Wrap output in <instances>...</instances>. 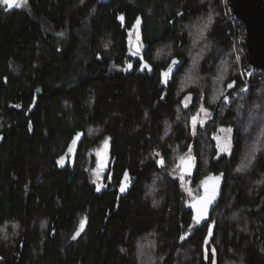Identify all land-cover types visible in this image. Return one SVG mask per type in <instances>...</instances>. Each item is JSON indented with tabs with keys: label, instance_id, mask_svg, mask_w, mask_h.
Returning <instances> with one entry per match:
<instances>
[{
	"label": "trees",
	"instance_id": "trees-1",
	"mask_svg": "<svg viewBox=\"0 0 264 264\" xmlns=\"http://www.w3.org/2000/svg\"><path fill=\"white\" fill-rule=\"evenodd\" d=\"M22 1L12 10L0 3V228L15 229L7 244L0 238V264H148L152 257L155 264H182L179 254L190 246L200 257L196 264H212L206 251L215 242V264H264V149L245 159L238 135L231 155L218 157L209 136L214 126L240 115L232 107L221 117L215 113L206 127L211 131L202 130L189 150L196 186L210 175L225 180L220 204L205 226L193 223L172 175L155 198L146 192L154 175L163 177L172 150L182 151L191 140L188 124L196 104L177 119L176 86L201 54L188 51L193 22L212 20L208 40L215 46L196 66L198 82L208 90L229 72L222 83L216 81L221 97L245 87L232 53L233 27L242 38L244 30L228 0ZM136 24L141 56L130 49L129 33ZM157 46L170 49L168 58H153ZM140 57L152 66V76L137 74ZM173 59L184 65L159 90V74ZM240 62L247 66L244 58ZM260 78L264 72L247 76L249 92ZM254 116L246 118L248 125ZM253 124V132L264 139L262 121ZM78 137L73 162L61 166ZM104 140L108 185L98 191L90 154ZM202 151L209 158L204 165ZM124 177L132 184L127 192H121ZM221 212L239 220L214 225ZM82 221L85 227L75 237ZM142 241L151 253L141 255Z\"/></svg>",
	"mask_w": 264,
	"mask_h": 264
},
{
	"label": "rangeland",
	"instance_id": "rangeland-1",
	"mask_svg": "<svg viewBox=\"0 0 264 264\" xmlns=\"http://www.w3.org/2000/svg\"><path fill=\"white\" fill-rule=\"evenodd\" d=\"M223 1V0H222ZM22 0H19V7H12L8 8L2 0H0V3L6 7L7 10H12V9H19L21 8L22 5ZM212 20L206 21L203 19L202 21H195L193 22L194 25H192L189 28H193L191 31L192 34L189 36L190 37V45H193L188 51L189 53H195L198 52L200 49L201 54L200 55H195L194 56V61H190L189 67L187 71H183L180 74V77L178 78L177 81V88H176V96L180 97V111H178V116L179 118L177 119H182L180 118V112H184L185 109H191L192 106L194 105V102L196 104L194 109H191V113L193 114L190 117L189 120V127H188V132L190 134L191 140L190 142L186 145V148H184L182 151L180 149L174 148L172 150V158L170 161V165H165L164 167V172H162L164 175L163 177L154 175L151 178V181L148 183L146 186V192L147 194L153 199L155 198L158 193L162 192V186L166 182V180L171 179V176L173 177V180H177L179 182V186L181 187V200H182V205L188 209V204L199 197L200 195V184L199 186H196V184L193 183L192 177L187 178L185 177L181 172H180V166L182 162L187 160L189 158L190 152L189 150H192L193 143H196V141H199L201 137H203V132L208 125L211 124V121L213 120L215 113H219V116L221 117L225 110V108H230L232 107L234 110V113H240V115L236 118V120L230 121L226 126L222 124H217L214 126V130L211 132L209 135L212 141L215 142L216 145V151H217V156H230L231 153L233 152V144H234V139L236 136L241 135V139L244 140V149L245 147H248L242 153L245 155V159H248L250 157V154H253V151L258 152L260 149H264V139L253 132L254 130V124L253 122H259V120L262 121V133H264V78H260L262 80H259V84L256 86L255 90H251L250 92L248 91V88H250V80H247V76H249L250 73V68L248 66H245L241 64L240 60L244 58V46L239 47L237 44L243 45V38H242V31L238 30L237 28H234L237 32V43L232 46V53L235 59V62L237 64V70L238 74L240 75V78L244 84V88L240 89H234L233 91L228 90L227 94L224 95L223 97L220 96L222 93V90H220L219 86L223 79L229 75V72H226L221 76L220 78H215L214 82H211V85L208 87V90L204 87V85L198 82L196 75L198 71H196V66L200 64L201 62H204L206 57L213 53V49L215 50V46L210 43L208 40V30L210 27V23ZM138 28L139 26L136 24L134 25L133 29L129 33L130 35V43L132 44L133 41L137 40L140 42V37L138 33ZM241 36V37H240ZM239 37V38H238ZM161 46V45H160ZM157 46L154 50L153 58L155 60H163V57H167L170 55V49L168 47H160ZM202 50V51H201ZM132 57H135V55L132 53ZM188 55V53L186 54ZM190 56V55H189ZM191 58V57H190ZM190 60V59H189ZM127 69H131V65L127 66ZM258 73V72H256ZM254 73L253 75H255ZM160 75V74H159ZM217 75V72L216 74ZM252 75V76H253ZM218 76V75H217ZM251 76V78H252ZM250 78V79H251ZM221 83L219 85L216 84V81H220ZM253 86V85H252ZM234 88V87H232ZM253 88V87H252ZM210 91V96L211 100L208 101V105L206 106L203 104L205 102V96H207V92ZM197 94L196 101H195V95ZM213 92V93H212ZM255 92V93H254ZM251 95V96H250ZM251 102V103H250ZM253 102V103H252ZM210 106L213 108L210 110ZM251 113H254L253 121L248 122L249 125L246 123V118L250 117ZM225 115V114H224ZM231 118V116H230ZM252 126V130L250 127ZM256 129V128H255ZM230 130V131H229ZM206 133L211 131L206 128ZM196 139V140H195ZM79 141V137L74 139L73 142L71 143L69 150L66 154V156L63 158V160L60 161V165L62 166L63 162L67 164H71L75 158V153H76V147ZM260 141V145L258 146L257 142ZM258 146V148H257ZM180 147V146H178ZM108 149H109V144L108 141L104 140L100 143V145L96 148H94L91 151V157L93 158V164L91 166V174L94 183L96 184V188L98 191H102L107 188L108 183L104 182V177L107 173L108 169V163H109V158H108ZM186 149L187 152L185 151ZM203 152V151H202ZM201 152V153H202ZM241 155V157L243 156ZM201 159L203 160L202 163L203 165L208 162V157L204 152L202 153V156H200ZM244 158V157H243ZM242 158V159H243ZM159 165L162 166L163 162L159 160ZM249 170H242V172L246 173ZM236 171V170H235ZM238 171V170H237ZM172 174H171V173ZM169 176V177H168ZM201 182V181H200ZM126 185L129 186L130 181L125 180ZM255 185V184H254ZM232 220H236V222L239 220L234 215H229L228 217L225 216L222 212L219 213V216H215V224L218 225V222L221 224L223 222H231ZM83 222V228H81V224L77 230V233H80L84 227L85 223ZM81 222V223H82ZM235 222V221H234ZM13 227V226H11ZM10 226H4L0 228V238L1 242L3 244H7V242L12 239V232L15 231L9 229ZM195 227L191 228V230L185 232L183 236L181 237V240H187L194 232ZM78 236L75 234V237ZM149 244L142 241L140 242L139 245V251L141 255L151 253V251L147 252L146 250L149 248ZM217 248H218V243L215 242L214 244H211L209 246V253L210 255V260L212 264L216 263L217 259ZM193 248L190 246L187 249H184L178 256V261L182 264H196L200 260V257L195 254V252H192ZM147 252V253H146ZM204 256V255H203ZM155 257H152L150 260H148V264H155L156 263ZM223 264H242V263H236L234 261H225Z\"/></svg>",
	"mask_w": 264,
	"mask_h": 264
},
{
	"label": "water",
	"instance_id": "water-1",
	"mask_svg": "<svg viewBox=\"0 0 264 264\" xmlns=\"http://www.w3.org/2000/svg\"><path fill=\"white\" fill-rule=\"evenodd\" d=\"M110 0H100V3H108ZM19 0H16V3ZM228 4L233 17L238 20L244 29L243 46H244V61L250 68L248 79L256 72H264V0H228ZM131 51L141 56L142 47L135 40L130 45ZM175 62V63H174ZM145 65H147L145 67ZM184 65L183 61L173 59L170 61L169 68L160 72V82L158 89L167 87L173 80L178 69ZM154 70L152 66L146 62L143 57H140V65L137 70L138 75L148 74L152 76ZM180 172L187 178L194 175V161L192 157L182 162ZM218 178V179H217ZM124 177L121 187L124 186V191L127 192L131 185H126ZM225 180L220 175H210L204 177L200 182V195L188 204V209L191 212L192 221L199 227L205 226L211 219L213 212L220 204ZM215 186V199L207 206V211L202 215L198 212L201 206V201L206 196V187L211 191ZM199 220V222H197Z\"/></svg>",
	"mask_w": 264,
	"mask_h": 264
},
{
	"label": "snow or ice",
	"instance_id": "snow-or-ice-1",
	"mask_svg": "<svg viewBox=\"0 0 264 264\" xmlns=\"http://www.w3.org/2000/svg\"><path fill=\"white\" fill-rule=\"evenodd\" d=\"M2 2L8 7L12 8L14 6L19 7V3H16V0H2ZM175 63V62H174ZM147 65H145L146 67ZM231 87V85H229ZM230 131V130H229ZM218 179V178H217ZM124 186L121 187V192H123ZM215 186H213V189L209 191V189L206 187V196L201 201V206L198 209V212L200 213L201 217L202 215L207 211V206L212 203V201L215 199ZM199 222V220H197ZM81 228H83V222L81 223ZM79 233H77L78 235Z\"/></svg>",
	"mask_w": 264,
	"mask_h": 264
},
{
	"label": "built area",
	"instance_id": "built-area-1",
	"mask_svg": "<svg viewBox=\"0 0 264 264\" xmlns=\"http://www.w3.org/2000/svg\"><path fill=\"white\" fill-rule=\"evenodd\" d=\"M232 14V13H231ZM244 30V29H243ZM243 36H244V34H243Z\"/></svg>",
	"mask_w": 264,
	"mask_h": 264
}]
</instances>
